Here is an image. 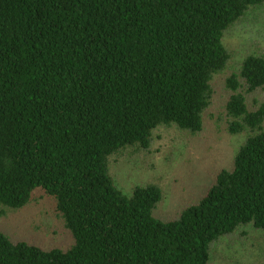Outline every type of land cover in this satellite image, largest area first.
Returning a JSON list of instances; mask_svg holds the SVG:
<instances>
[{
    "label": "trees",
    "instance_id": "trees-1",
    "mask_svg": "<svg viewBox=\"0 0 264 264\" xmlns=\"http://www.w3.org/2000/svg\"><path fill=\"white\" fill-rule=\"evenodd\" d=\"M264 0H0V204L51 197L67 248L0 231V264H210L240 229L264 232V55L227 77L226 131L246 135L231 169L178 217L159 186L127 196L110 161L149 151L160 127L200 134L224 34Z\"/></svg>",
    "mask_w": 264,
    "mask_h": 264
},
{
    "label": "rangeland",
    "instance_id": "rangeland-1",
    "mask_svg": "<svg viewBox=\"0 0 264 264\" xmlns=\"http://www.w3.org/2000/svg\"><path fill=\"white\" fill-rule=\"evenodd\" d=\"M231 53L226 70L213 79L214 103L205 116L204 129L192 135L177 127H160L153 134L149 151L130 148L110 161V173L117 186L132 196L138 186L157 185L163 199L155 216L175 219L207 193L216 175L231 169L246 135L232 136L223 116L229 93L225 82L249 55H264V6L247 13L224 34ZM264 101V90L250 97ZM0 231L15 242H28L45 249H67L72 243L55 201L36 190L27 206L9 210L0 204ZM210 264H264V232L253 227L240 229L221 239L212 249Z\"/></svg>",
    "mask_w": 264,
    "mask_h": 264
}]
</instances>
